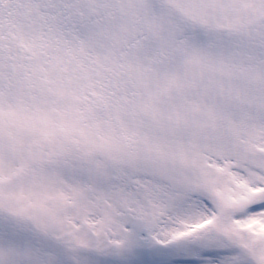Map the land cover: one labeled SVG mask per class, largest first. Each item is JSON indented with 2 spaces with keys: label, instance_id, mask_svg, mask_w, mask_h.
Listing matches in <instances>:
<instances>
[{
  "label": "snow or ice",
  "instance_id": "1",
  "mask_svg": "<svg viewBox=\"0 0 264 264\" xmlns=\"http://www.w3.org/2000/svg\"><path fill=\"white\" fill-rule=\"evenodd\" d=\"M0 264H264V0H0Z\"/></svg>",
  "mask_w": 264,
  "mask_h": 264
}]
</instances>
